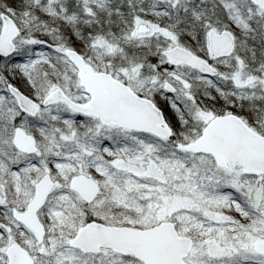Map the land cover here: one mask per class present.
<instances>
[{
	"label": "snow or ice",
	"instance_id": "obj_1",
	"mask_svg": "<svg viewBox=\"0 0 264 264\" xmlns=\"http://www.w3.org/2000/svg\"><path fill=\"white\" fill-rule=\"evenodd\" d=\"M0 264H264V0H0Z\"/></svg>",
	"mask_w": 264,
	"mask_h": 264
}]
</instances>
